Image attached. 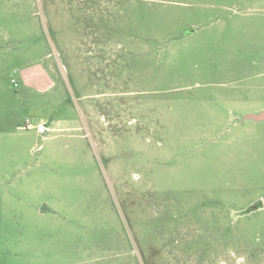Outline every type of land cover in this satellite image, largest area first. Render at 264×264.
Instances as JSON below:
<instances>
[{
  "label": "rangeland",
  "instance_id": "1",
  "mask_svg": "<svg viewBox=\"0 0 264 264\" xmlns=\"http://www.w3.org/2000/svg\"><path fill=\"white\" fill-rule=\"evenodd\" d=\"M263 109L264 0H0V264H264Z\"/></svg>",
  "mask_w": 264,
  "mask_h": 264
},
{
  "label": "water",
  "instance_id": "2",
  "mask_svg": "<svg viewBox=\"0 0 264 264\" xmlns=\"http://www.w3.org/2000/svg\"><path fill=\"white\" fill-rule=\"evenodd\" d=\"M244 119L247 118V119H254V120H264V110L263 111H260L259 113L257 114H249V115H246L245 117H243ZM259 205L258 204H255V205H252L248 211H251V210H254L256 208H258Z\"/></svg>",
  "mask_w": 264,
  "mask_h": 264
},
{
  "label": "crops",
  "instance_id": "3",
  "mask_svg": "<svg viewBox=\"0 0 264 264\" xmlns=\"http://www.w3.org/2000/svg\"><path fill=\"white\" fill-rule=\"evenodd\" d=\"M31 75H32V77H31V79L32 80H34V81H38V80H40L39 78L40 77H43V74H39L38 73V71H35V72H31ZM26 77H28L29 75H28V73L25 75ZM264 110V109H263ZM263 110H261V111H263ZM259 113V112H258ZM39 130L41 131L42 130V125L41 124H39Z\"/></svg>",
  "mask_w": 264,
  "mask_h": 264
},
{
  "label": "built area",
  "instance_id": "4",
  "mask_svg": "<svg viewBox=\"0 0 264 264\" xmlns=\"http://www.w3.org/2000/svg\"><path fill=\"white\" fill-rule=\"evenodd\" d=\"M16 84V83H15Z\"/></svg>",
  "mask_w": 264,
  "mask_h": 264
}]
</instances>
